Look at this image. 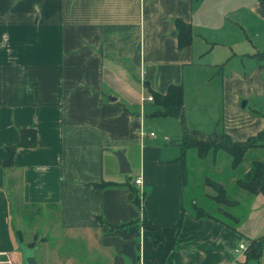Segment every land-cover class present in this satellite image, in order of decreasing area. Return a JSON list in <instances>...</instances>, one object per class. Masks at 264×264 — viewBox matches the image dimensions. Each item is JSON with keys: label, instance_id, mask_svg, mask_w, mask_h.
<instances>
[{"label": "crops", "instance_id": "crops-1", "mask_svg": "<svg viewBox=\"0 0 264 264\" xmlns=\"http://www.w3.org/2000/svg\"><path fill=\"white\" fill-rule=\"evenodd\" d=\"M175 19L189 26L183 44ZM170 83L182 85L189 129L238 141L262 131L264 0H0V264L16 263L23 231L43 243V264H264V243L246 258L264 236V197L235 183L253 159L264 162V146L235 169L222 151L189 148L179 159L181 129L166 143L145 131L157 106L143 97ZM213 95L220 110L208 116ZM25 127L36 145L3 167ZM117 150L134 178L119 172ZM206 178L236 203L212 199ZM126 181L145 192L143 212L165 236L181 219L172 249L139 222L109 229L141 216Z\"/></svg>", "mask_w": 264, "mask_h": 264}, {"label": "trees", "instance_id": "trees-1", "mask_svg": "<svg viewBox=\"0 0 264 264\" xmlns=\"http://www.w3.org/2000/svg\"><path fill=\"white\" fill-rule=\"evenodd\" d=\"M175 24L180 36V44L185 43L190 39L191 33L189 26L182 22L180 19H175ZM147 86V85H146ZM149 93L152 94V103L157 106V109L147 114V116H172L180 122L181 136L179 138L178 145L181 149V156L179 159H183V154L189 148H194L199 157L206 156L209 152L216 153L222 151L231 157L230 168L235 169L242 161L244 154L248 149L264 146V129L258 132L256 135L249 137L245 141L233 140L224 130L216 129L209 133H203L198 130H191L185 124L184 108H183V89L179 83H170L165 93H159L148 88ZM36 145V132L32 127L21 128L19 132V139L17 142L6 146V154L3 159V167H10L12 165V159L16 148L18 147H33ZM235 183L237 186L245 189L252 194H261L264 197V162L261 160L253 159L247 170L239 177L236 178ZM205 184L213 188L215 194L210 196L217 203L230 205L236 203L233 200H229L225 196L224 188L217 182L206 178ZM100 187H117L120 183L113 180H101L95 184ZM125 185L132 194V203L141 211V216L137 219H133L128 222H123L117 225L109 224V229L114 230L122 227H126L133 223L139 222L141 226L148 230L150 237L153 239L154 244H161L166 250L172 249L175 245V237L181 226V219H179L172 226V233L170 236H165L162 231V225L155 222L153 218L148 217L142 209V199L145 192H140L130 182L126 181ZM196 216L207 215L200 207L193 206ZM19 235V232H18ZM18 239L20 238L17 236ZM22 242V241H21ZM264 243V236L254 238L250 241L249 246L246 249L247 259H258L262 252ZM30 247H34L33 243L27 244ZM245 264V262H244Z\"/></svg>", "mask_w": 264, "mask_h": 264}, {"label": "rangeland", "instance_id": "rangeland-1", "mask_svg": "<svg viewBox=\"0 0 264 264\" xmlns=\"http://www.w3.org/2000/svg\"><path fill=\"white\" fill-rule=\"evenodd\" d=\"M148 94H151V93H148ZM211 107H212V112L207 114L208 116H211L212 113H218L219 112L220 102H219L218 96L213 95V97L211 98ZM200 112H202V110H200ZM146 125H147V127H146L145 131H147V132L152 131L154 134H156L157 139H161L162 142L166 141V140L164 141V139H163L164 135H167V137H170L169 139L175 138V132H174L173 128L181 129L180 122L177 121L175 118L170 117V116H153V117L147 116L146 117ZM201 132L209 133L210 129L206 130L205 128H202ZM226 158H228L227 155H226ZM126 174L131 175V179H132V178H134L135 171L132 170ZM207 188H208V190L209 189L212 190L210 186H207ZM47 211L50 212L51 210L49 209ZM221 213L223 214L222 210H221ZM41 230H42V232H46V226H45V228L42 227ZM21 237L22 238H19V240H20V242L22 241V243L24 245H27L29 241L33 240V235L29 231H23ZM35 241H36V246H34V248H33V247H30L27 245L28 247H30L28 249L32 250L37 264H43L44 261H47V252H45L46 250L44 249L42 242H39V240L37 238L35 239ZM17 247L18 248L16 249V252L14 254L15 259H16L15 264H25V260H24L25 252L23 250H21V248L18 244H17ZM25 251H27V248H25ZM77 259L81 261L82 256L79 255Z\"/></svg>", "mask_w": 264, "mask_h": 264}, {"label": "water", "instance_id": "water-1", "mask_svg": "<svg viewBox=\"0 0 264 264\" xmlns=\"http://www.w3.org/2000/svg\"><path fill=\"white\" fill-rule=\"evenodd\" d=\"M242 105H244V101L242 102ZM114 154L117 157L119 172L120 173H129L130 172V164L124 155V151L123 150H117L114 152ZM16 243L20 246L21 250H23L25 252V254H24L25 264H37L32 250L28 249L30 247H28L27 245H24L22 242H20V240L18 238H16ZM25 248H27V251H25Z\"/></svg>", "mask_w": 264, "mask_h": 264}, {"label": "built area", "instance_id": "built-area-1", "mask_svg": "<svg viewBox=\"0 0 264 264\" xmlns=\"http://www.w3.org/2000/svg\"><path fill=\"white\" fill-rule=\"evenodd\" d=\"M143 99L145 100H152L153 99V97H152V95L151 94H148V95H146V96H144L143 97ZM140 178L139 177H137L136 179H135V183L136 184H139L140 183ZM246 248V246H245V244L244 243H240L239 245H238V247L236 248V251L237 250H239V249H245Z\"/></svg>", "mask_w": 264, "mask_h": 264}]
</instances>
